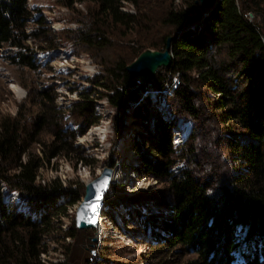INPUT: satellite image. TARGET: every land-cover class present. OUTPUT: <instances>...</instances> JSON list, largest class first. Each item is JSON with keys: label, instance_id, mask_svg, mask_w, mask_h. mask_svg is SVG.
<instances>
[{"label": "trees", "instance_id": "1", "mask_svg": "<svg viewBox=\"0 0 264 264\" xmlns=\"http://www.w3.org/2000/svg\"><path fill=\"white\" fill-rule=\"evenodd\" d=\"M87 1L93 4L89 34L83 32L79 40L88 49L109 47L102 29L122 30L124 37L136 29V38L122 56L101 64V74L88 80L93 89L78 92L79 100L69 110L78 119V129L64 131L45 110L31 124L34 132L17 117L0 120V264H45L40 259L47 253L43 241L59 231L53 222L59 223L69 206L79 205L84 193L63 188L56 180L37 183L38 171L54 158L78 152L75 139L98 125L94 102L102 99L113 111L117 136L126 130V119L138 126L131 140L138 159L133 168L137 179L164 185L157 197L167 210L162 233L156 235L159 252L195 255L183 264H234L239 238L253 245L244 246L243 264H264V38L260 25L244 17L263 16L264 0H215L208 10L195 5L196 0H181L178 6H174L178 0H170L156 42L140 32L148 29L142 16L121 10L123 0ZM28 16L27 0H0V52L15 49L13 59L33 69L31 56L23 53L30 51ZM168 38H172L170 67L159 69L150 86L138 84L126 67L143 51H163ZM210 93L215 97L211 99ZM43 99L39 109L48 105L45 100L52 109L53 98L46 93ZM168 111L193 124L182 156L172 144L175 123L167 119ZM51 124L55 129L47 146L36 135ZM213 130L221 139L213 149L222 146L226 156L206 154L203 138L213 142ZM31 144L41 146L40 154L30 150ZM178 157L188 167L174 173L171 168ZM13 192L26 203L28 214L6 201ZM91 232L77 230L73 223L62 238L72 239L79 254H64L62 262L50 264L93 263L88 251ZM105 257L99 264L111 263Z\"/></svg>", "mask_w": 264, "mask_h": 264}, {"label": "rangeland", "instance_id": "2", "mask_svg": "<svg viewBox=\"0 0 264 264\" xmlns=\"http://www.w3.org/2000/svg\"><path fill=\"white\" fill-rule=\"evenodd\" d=\"M169 1L129 0L125 10L142 16V24L148 29L141 28L140 32L149 36V41L156 42L157 34L162 30L159 27L160 19ZM180 3L181 0L175 1L174 6ZM27 8L29 16L26 19V33H30L31 39L26 45L30 51L23 53L31 56L34 67L32 69L18 64L19 61L13 59L15 49L5 47L0 52V120L17 117L26 124L27 130L34 132L31 124L41 110H45L49 118L54 116L56 123L62 124L64 131H74L79 127L78 119L73 118L69 110L72 104L79 100L78 92L93 89L88 80L101 74V64L107 65L125 53L129 41L136 38V29L130 37H124L122 30L102 29L110 43L109 47L101 51L90 50L79 40V36L83 32L89 34L92 3L87 0H27ZM252 16L251 21L260 25L264 36V15ZM40 20L41 24H38ZM46 93L53 98L52 109L48 100H45L48 105L39 109ZM149 94L150 97H156L153 95L154 91H149ZM209 96L211 99L215 97L211 93ZM158 98L161 97L156 99ZM94 106L96 114L100 116L98 125L90 127L84 135L77 136L74 146L78 152L54 158L49 164L43 165L38 171L37 183L47 184L56 180L63 188H74L82 195L86 184L96 178L103 167L112 160L113 183L105 196L107 200L103 204L101 221L98 228L92 230L91 242L88 245V251L94 252L91 253L94 258L91 264L101 263L100 257L104 255L111 262L108 264H183L185 260L195 258L194 254H185L183 251L159 252L162 248H158L159 239L156 235L162 233L160 226L167 210L159 204L157 197L163 192L164 185L154 179L138 180L133 171L138 165V159L131 148V140L138 126L126 119V130L117 136L112 127L111 118L114 114L107 102L98 100L94 102ZM170 112L168 111L166 117L175 123L171 132L172 143L176 144L175 148L179 156H182L181 150L192 136L193 124L190 120L178 118ZM179 127L180 129H176ZM54 129L55 126L51 124L36 137L50 146ZM181 134L182 138H179ZM211 134L213 142L203 138L206 154L226 156L228 151L222 146L213 149L216 140L221 139L215 130ZM29 146L32 152L40 154L41 146ZM80 158L83 159L82 163ZM180 158H177L176 165L171 168L174 173L188 167L187 162ZM229 164L232 165L230 162ZM6 201L11 204L10 199ZM13 204L17 211L27 214L30 212L26 203L19 197H16V200L14 198ZM77 206V203L73 207L69 206L65 215L58 219L59 223L53 222L59 231H55L54 236L43 241L47 253L42 254L40 259L45 264L62 262L66 259L64 254L67 253L79 254L78 248L72 246V239L62 238V234L73 226ZM235 236L237 238V232ZM93 238L96 239L95 243ZM236 245L239 249L234 264H243L241 252L245 251V245L251 249L252 242L244 243L238 238Z\"/></svg>", "mask_w": 264, "mask_h": 264}, {"label": "water", "instance_id": "3", "mask_svg": "<svg viewBox=\"0 0 264 264\" xmlns=\"http://www.w3.org/2000/svg\"><path fill=\"white\" fill-rule=\"evenodd\" d=\"M214 3L215 0L195 1V5H201L206 10L210 9ZM195 5L192 7L193 11H196ZM171 45L172 38H168L163 51H143L126 67L127 74L135 79L138 84L150 86L159 69L170 67L172 61ZM112 176L113 170L108 164L103 167L96 178L86 184L82 201L75 211L74 225L77 230H96L98 228L99 219L103 213L104 199L113 183ZM92 241L95 243L96 239L93 238ZM91 253L94 254L93 251Z\"/></svg>", "mask_w": 264, "mask_h": 264}, {"label": "built area", "instance_id": "4", "mask_svg": "<svg viewBox=\"0 0 264 264\" xmlns=\"http://www.w3.org/2000/svg\"><path fill=\"white\" fill-rule=\"evenodd\" d=\"M121 4H122V6H121V10L123 11V12H126V13H130V14H133V12L132 11H129L128 12V10H125V6H128L129 5V1L128 0H123V1H121ZM131 7V6H130ZM244 17H245V19H247L248 21H251L252 20V18H253V16H252V14L251 13H247V14H245L244 15ZM173 82L174 83H178L177 82V78H174V80H173ZM105 101V100H104ZM176 129H180V127L179 128H176ZM179 135H180V133H179ZM179 138H182V134H181V136H178ZM173 144V146L174 147H176V144L175 143H172ZM133 175V174H132ZM43 182V181H42ZM45 183L43 182L42 183V185H44ZM16 197H17V193L16 192H13V193H11V196H10V202L13 204V202H14V198H15V200H16ZM13 201V202H12ZM100 219H101V217H100ZM99 219V220H100Z\"/></svg>", "mask_w": 264, "mask_h": 264}, {"label": "bare ground", "instance_id": "5", "mask_svg": "<svg viewBox=\"0 0 264 264\" xmlns=\"http://www.w3.org/2000/svg\"><path fill=\"white\" fill-rule=\"evenodd\" d=\"M13 89H15V92H17V89H16L15 87H14ZM173 134H174V133H173ZM173 137H175V136L173 135ZM174 140H175V139H174ZM100 221H101V220H99V223H100Z\"/></svg>", "mask_w": 264, "mask_h": 264}, {"label": "snow or ice", "instance_id": "6", "mask_svg": "<svg viewBox=\"0 0 264 264\" xmlns=\"http://www.w3.org/2000/svg\"><path fill=\"white\" fill-rule=\"evenodd\" d=\"M97 199H99V197H97ZM93 210H95V209H93Z\"/></svg>", "mask_w": 264, "mask_h": 264}]
</instances>
